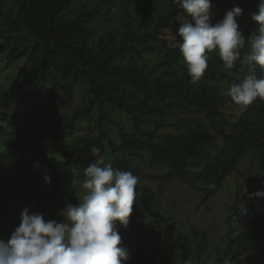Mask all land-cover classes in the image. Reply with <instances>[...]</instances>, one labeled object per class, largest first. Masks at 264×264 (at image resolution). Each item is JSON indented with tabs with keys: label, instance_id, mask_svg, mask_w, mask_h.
Masks as SVG:
<instances>
[{
	"label": "trees",
	"instance_id": "obj_1",
	"mask_svg": "<svg viewBox=\"0 0 264 264\" xmlns=\"http://www.w3.org/2000/svg\"><path fill=\"white\" fill-rule=\"evenodd\" d=\"M215 1L240 7L236 0ZM226 12L213 13L211 23ZM187 19L172 0H0V60L27 61L0 91V143L12 136L20 150L55 137L63 155L31 150L37 162L30 164L24 155L0 151V173L16 176L30 213L56 219L64 202L78 203L77 181L94 159L91 149L100 148L106 163L139 178L129 224L117 229L131 233L125 264H264V197L250 198L264 190V101L230 118L226 110L239 107L228 88L247 68L237 61L225 69L215 52L201 80L190 83L178 36ZM256 28L239 26L246 41ZM246 50L247 42L242 56ZM80 88L84 102L72 109ZM25 102L32 103L34 137L8 112ZM144 155L166 172L145 175ZM249 156L257 158L258 171L241 175ZM146 179L158 182L157 190ZM176 180L199 191L209 212L206 203L227 192L228 234L221 244L193 226L187 248L178 220L161 203L164 187ZM0 213V239L7 241L21 211L8 212L0 202Z\"/></svg>",
	"mask_w": 264,
	"mask_h": 264
},
{
	"label": "clouds",
	"instance_id": "obj_2",
	"mask_svg": "<svg viewBox=\"0 0 264 264\" xmlns=\"http://www.w3.org/2000/svg\"><path fill=\"white\" fill-rule=\"evenodd\" d=\"M188 19L178 29L179 52L190 83L195 85L209 67L215 52L225 69L237 61L247 68L240 82L230 84L227 95L241 110L264 101V0L251 14L256 30L247 38L239 30L243 9L234 6L212 24L211 0H172ZM247 42V50L246 49ZM261 75L257 76V70ZM93 161L83 170L78 203H66L61 220L45 219L43 213H20V223L5 241L0 239V264H125L128 250L122 247L118 226L127 228L137 199L139 178L106 163L100 148L93 147ZM51 185V178L43 177ZM264 197V190L250 194Z\"/></svg>",
	"mask_w": 264,
	"mask_h": 264
},
{
	"label": "rangeland",
	"instance_id": "obj_3",
	"mask_svg": "<svg viewBox=\"0 0 264 264\" xmlns=\"http://www.w3.org/2000/svg\"><path fill=\"white\" fill-rule=\"evenodd\" d=\"M240 8L243 9L242 16L237 18L238 24L241 29L245 28L249 24H255L251 19V14L257 10L258 0H236ZM212 3V13L220 11H229L234 6L228 3L219 4L215 0H211ZM27 64L26 60H22L16 63L13 66H10L5 60H0V91L8 88L13 82L14 78L18 73L24 68ZM10 66V67H9ZM50 90V89H49ZM85 92L84 88H80L77 91V99L72 107L76 109L81 107L84 102ZM31 102H25L19 105H13L9 109V114L12 120L16 121L17 127L26 135L35 136V132L31 129ZM230 118L237 116L241 109L230 106L226 110ZM178 117L171 119V123H175ZM172 129L169 128V131ZM7 132L11 130L7 128ZM81 133L84 135L87 133L86 129H82ZM7 139V140H6ZM6 141L0 143V151H10L17 155L26 156L30 164H35L37 162L36 157L30 155L31 150L44 151L52 157H59L62 159L63 155L61 154L60 139L55 137L40 140L35 147L33 148H23L17 150L12 147V144L17 142V139L12 136L6 137ZM57 154V155H55ZM146 162L141 164L145 175L148 177L151 175H159L166 172L165 167L160 164L150 165L147 155H144ZM258 161L255 156H249L241 165L240 173L241 175H248L251 171L255 174L257 173ZM145 182L148 186H151L154 190L158 188V182L154 183L150 179H146ZM229 195L227 192L221 193L218 197L213 199L210 202H207L211 211L209 212L203 204V195L196 189L190 188L186 184L182 183L179 180H176L164 187V195L161 199L163 207L169 210L172 215L178 220L179 228L178 230L182 233L183 241L187 244V248L191 246L192 243V233L191 227H199L206 230L211 236L212 243L214 245L221 244L223 238L228 234V211L227 204L229 202ZM0 202L4 203L8 212H19L22 211L25 207V202L22 197L21 186L12 172H1L0 173ZM65 202L60 207L61 209L65 207ZM57 214L56 220H61L62 218ZM5 217V214L0 213V218ZM52 219V218H49ZM13 229H9L4 235L11 236ZM122 238L123 247H128L131 251V233L123 232L120 233ZM129 253V252H128Z\"/></svg>",
	"mask_w": 264,
	"mask_h": 264
}]
</instances>
